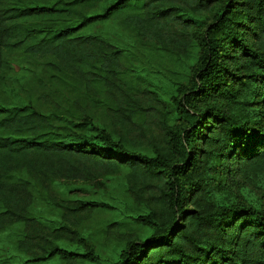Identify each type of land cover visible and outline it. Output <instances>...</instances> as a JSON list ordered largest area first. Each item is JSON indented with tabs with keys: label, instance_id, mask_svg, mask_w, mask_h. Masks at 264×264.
<instances>
[{
	"label": "trees",
	"instance_id": "1",
	"mask_svg": "<svg viewBox=\"0 0 264 264\" xmlns=\"http://www.w3.org/2000/svg\"><path fill=\"white\" fill-rule=\"evenodd\" d=\"M105 20L143 47L180 57L197 47L169 107L123 50L80 33ZM16 68L36 69L19 85L33 101H6ZM232 159L239 172L264 171V0L0 4V233L15 227L22 264L93 260L91 248L58 245L75 240L80 209L93 204H70L53 186L121 167L150 235L126 230L114 264H264V207L231 198ZM35 193L61 210V225L32 215Z\"/></svg>",
	"mask_w": 264,
	"mask_h": 264
},
{
	"label": "rangeland",
	"instance_id": "2",
	"mask_svg": "<svg viewBox=\"0 0 264 264\" xmlns=\"http://www.w3.org/2000/svg\"><path fill=\"white\" fill-rule=\"evenodd\" d=\"M13 2L14 0H0L2 6H10ZM80 33L101 36L123 50L135 75L149 83L164 104L168 105L167 107L172 98L179 96L181 88L188 83L198 60L197 47L193 48L189 57H180L163 50L140 46L134 36L115 21L93 23ZM34 71L36 72V69L14 70V81L10 90L5 93L8 103L18 100L27 103L34 100L22 93L19 86L30 79ZM95 122L99 126L102 125L99 119ZM237 162L238 160L232 159L227 164L231 198L242 204L264 207V171H250L248 174L239 172L235 170ZM127 173L128 170L121 167L117 173L103 178L55 181L53 189L59 198L70 204L72 202L93 204L80 209L84 217L79 222L75 240L58 243L62 249L81 255L89 248L93 250V260L82 258L75 264H114L119 259L121 251L125 249V241L121 237L126 230L135 234L139 241L149 237V229L137 220L139 215L145 213V209L136 206L127 194L125 180ZM218 199L226 201L222 195ZM31 213L34 217L54 226L63 223L61 210L38 193H35ZM16 231L14 227L0 233V262L22 264L26 259L15 249ZM30 264L65 263L55 257L45 262Z\"/></svg>",
	"mask_w": 264,
	"mask_h": 264
}]
</instances>
